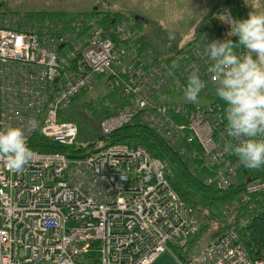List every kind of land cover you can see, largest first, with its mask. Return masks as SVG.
Listing matches in <instances>:
<instances>
[{"label": "built area", "instance_id": "1", "mask_svg": "<svg viewBox=\"0 0 264 264\" xmlns=\"http://www.w3.org/2000/svg\"><path fill=\"white\" fill-rule=\"evenodd\" d=\"M48 23H27L24 15H0V131L22 128L28 146L35 134L71 146L78 127L60 118L97 76L111 74L115 85L126 76L124 91L138 94L139 109H144L153 94L172 90L177 79L187 83L189 75L198 71L209 87L204 90L206 105L196 106L182 124L166 118L165 107L144 115L141 123L169 146L180 140L196 144L202 156L194 152L190 157L214 172L205 180L207 186L229 189L237 182V169L243 165L224 151L226 142L237 141L226 134V108L215 103L216 82L207 71L211 62L200 52L196 38L183 47L190 52L197 49L194 60L174 51L161 58L175 65L170 74L155 66L145 72L129 60L119 67L129 58L126 41L134 34L130 21L122 19L106 30L89 22V31L70 43L67 35ZM17 24L23 32L15 30ZM173 73L176 79L170 77ZM181 105L171 109L178 114ZM132 116L104 118L98 125L100 134L121 129ZM33 154L19 172L0 161V264H152L164 254L176 264L185 263L170 247L188 242L198 232L200 218L155 177L161 165L143 148L113 144L84 159ZM245 189L222 211L231 212L238 202L248 201V194L264 191V182ZM188 259V264H264V258L248 257L234 231Z\"/></svg>", "mask_w": 264, "mask_h": 264}, {"label": "trees", "instance_id": "2", "mask_svg": "<svg viewBox=\"0 0 264 264\" xmlns=\"http://www.w3.org/2000/svg\"><path fill=\"white\" fill-rule=\"evenodd\" d=\"M221 7L225 9L226 14L234 20L247 19L248 15L240 0H223ZM3 8H6L5 1L0 0V15L6 16L10 12L3 13ZM98 7L92 8L85 12H42V13H28L25 17L27 23H48L56 26L60 34L69 37V43L76 40L81 33H87L90 29L89 22L100 26L103 29L112 27L116 22L122 19L130 21L133 30V36L126 41L127 54H129V63L134 64L135 67L141 65L145 72H149L154 67H161L163 72L170 74L173 68V63L170 59H157L153 53H150L148 47V39L144 32L136 27L132 20L134 17L113 14L105 12L102 15ZM223 14H225L223 12ZM82 18V19H80ZM140 23V22H137ZM79 24H81L79 26ZM205 27H202L199 35L196 38V43L202 48L200 52L205 53V44L212 41H224L232 39L235 41L236 37H229L228 33L231 30L229 24H223L219 19H210L207 16ZM25 26V25H23ZM22 27L17 24L15 29L22 30ZM80 29L78 33L76 30ZM204 36L201 39V36ZM167 37L170 36L167 34ZM71 40V41H70ZM188 43L184 47H189ZM166 45V44H165ZM156 46L162 47L156 44ZM178 45H172L176 49ZM163 48V47H162ZM183 48V47H182ZM197 50V49H196ZM194 49L185 51L183 49L175 50L174 53H181L189 55V59L194 60ZM236 53H245L246 50L242 47L235 49ZM175 73L170 75L175 78ZM169 77V76H168ZM106 80L104 84V92L98 102L91 101L89 107L91 108L94 117L90 116L88 123L91 127L92 138L85 136L79 129L77 124L79 118V111L70 112L65 117L63 115L60 120H68L74 122L78 126V136L71 146H61L50 142L41 134H35L30 141L29 147L32 151L42 154H62L70 159H84L91 154L99 151L113 144H125L128 147L143 148L153 159L160 162L164 166L166 179L170 182L172 189L179 196L181 201L189 208L197 217L200 218L198 232L189 240L185 248L179 249L178 246H171L173 253L180 259L199 252L207 243L217 241L228 232L234 231L239 236V243L246 251L249 258L257 259L264 258V191L248 194V201L238 202L235 209L231 212H224L222 208L234 203L239 196L245 192V187L255 180L264 181V170H252L243 167L240 180L237 184L232 185L226 191H219L214 186H207L205 180L208 177H213L214 172L211 168L205 167L197 158H192L194 152L199 153L196 144L186 143L183 140L175 142L173 145L180 146L182 153L176 151L175 147H170L169 144L160 138L155 131L148 128L141 123V119L146 114H155V108L161 110L163 107L166 111L163 115L170 119L174 124H182L186 120V116L190 111L194 110L196 106L206 105L208 97L204 94V90L200 93L195 103L186 101L182 91L176 90L177 86L181 88L186 87L187 83L180 79L176 80L177 84L173 85V89L164 88L161 95L153 94L147 101V106L144 109H139V101L141 97L134 93L125 92V83H128L127 77L120 78L119 84L115 85L114 78L111 74L97 76V81ZM176 79V78H175ZM205 79V88L208 87ZM108 82V83H107ZM183 85L181 86V84ZM137 86V85H136ZM212 87V85H210ZM89 89V88H88ZM81 92L76 98L79 99L87 91ZM168 89V90H167ZM155 93V92H154ZM75 100L73 102H75ZM71 103V105L73 104ZM221 103L222 108H226L224 102L218 97L215 98V103ZM180 104V112L176 114L172 109L178 107ZM70 105V106H71ZM69 106V107H70ZM68 107V108H69ZM68 110V109H67ZM87 114L88 111L85 110ZM122 113H132L131 121L121 129L113 132L108 136L100 134L98 125L101 120L111 116H116ZM88 115V114H87ZM187 132V131H186ZM171 145V142H169ZM202 156V152L198 157Z\"/></svg>", "mask_w": 264, "mask_h": 264}, {"label": "clouds", "instance_id": "3", "mask_svg": "<svg viewBox=\"0 0 264 264\" xmlns=\"http://www.w3.org/2000/svg\"><path fill=\"white\" fill-rule=\"evenodd\" d=\"M221 20L230 26L228 36L237 39L212 41L204 51L211 62L207 71L216 82V95L226 105V134L237 141L226 142L224 151L234 154L245 168L258 170L264 168V14L250 12L241 20L226 14ZM237 47L245 54L238 56ZM205 87L198 71H193L185 99L195 103ZM29 125L34 127L35 122L30 120ZM33 155L22 128L0 131V161L10 170L21 171Z\"/></svg>", "mask_w": 264, "mask_h": 264}, {"label": "rangeland", "instance_id": "4", "mask_svg": "<svg viewBox=\"0 0 264 264\" xmlns=\"http://www.w3.org/2000/svg\"><path fill=\"white\" fill-rule=\"evenodd\" d=\"M6 8L3 13L10 12L12 17L27 16L28 13L42 12H85L98 7L102 15L105 12L134 17L132 23L144 32L147 37L150 53L154 57H164L179 47H184L194 38H197L202 27H205L207 16L210 19H219L223 22L226 16L225 9L221 7L223 0H3ZM236 2V0H234ZM247 15L264 14V0H240ZM223 12L225 14H223ZM136 18V20H135ZM82 19V18H80ZM140 22V23H137ZM167 34L170 36L167 37ZM156 44L162 47L156 46ZM166 44V45H165ZM172 45H178L176 49ZM180 48V49H181ZM255 59V56L253 57ZM124 58L120 68L128 63ZM118 67V66H117ZM116 68L115 71L120 70ZM108 83V82H107ZM106 80L95 81L79 99L64 111L67 117L70 112L79 111L78 126L80 131L90 139L91 127L88 123L90 116L94 117L89 103L98 102L104 92ZM185 84V82H184ZM183 85V83H182ZM74 101V100H73ZM88 111V115L85 113ZM90 115V116H89ZM64 121H68L65 120ZM76 124V125H77ZM77 126V127H78ZM180 249V248H179Z\"/></svg>", "mask_w": 264, "mask_h": 264}, {"label": "bare ground", "instance_id": "5", "mask_svg": "<svg viewBox=\"0 0 264 264\" xmlns=\"http://www.w3.org/2000/svg\"><path fill=\"white\" fill-rule=\"evenodd\" d=\"M17 32H20V31H18L17 29H15ZM21 32H23V31H21ZM179 48H181V47H179ZM178 48V49H179ZM177 49V50H178ZM170 53H172V52H169V54ZM156 58L157 59H159L160 57H157L156 56ZM161 59V58H160ZM182 86V85H181ZM184 89H185V87H183L182 86V92H183V94H184ZM187 101V100H186ZM188 102V101H187ZM191 102H188V105L190 104ZM60 119H62V118H60ZM60 121H64V120H60ZM170 147H175L174 149H176V151H180V153H182V150L183 149H181V147L180 146H170ZM205 150L207 151V152H210V150H211V148H205ZM40 154H42V153H40ZM42 155H48V154H42ZM159 164L161 165V167H160V169L159 170H156L155 171V177L156 178H158L159 179V181L162 179L163 180V186L165 187V189L166 190H168L169 192H171L172 194H175L174 193V190L172 189V187H171V184H170V182L166 179V176H165V171H164V166H163V164L162 163H160L159 162ZM243 167L244 166H242L241 168H239V169H237V182L235 183V184H237L238 182H239V180H240V176H241V172H242V169H243ZM261 182H264V181H259V180H255V181H253V182H251L250 184H253V183H261ZM226 189H227V187L225 188V189H218L219 191H226ZM259 192H261V191H259ZM256 193H258V192H256ZM254 194V193H253ZM179 197V196H178ZM181 200V199H180ZM195 235V234H194ZM194 235H192L190 238H189V240L194 236ZM189 240H188V242L186 241L183 245H187L188 243H189ZM216 242V241H215ZM215 242H212V243H207V245L206 246H204L199 252H197L196 254H194V255H191V256H189V257H187L186 259H180L177 255H175L174 253V255L179 259V260H181V261H184L185 260V263L184 264H188L189 263V259L188 258H191V257H197V256H199L200 254H202L205 250H207L208 248H210V246L213 244V243H215ZM179 245V248H180V246H183V245H181V244H178ZM185 246L184 247H182V248H185ZM171 248V247H170ZM182 248H180V249H182ZM171 251L173 252V249L171 248ZM246 252V251H245ZM247 254V253H246ZM169 255V254H168ZM170 256V255H169ZM171 257V256H170ZM172 258V257H171ZM173 259V258H172ZM251 259V258H250ZM257 259H259V258H257ZM174 260V259H173ZM155 262V261H154ZM153 262V263H154ZM174 263L176 264V262L174 261Z\"/></svg>", "mask_w": 264, "mask_h": 264}, {"label": "water", "instance_id": "6", "mask_svg": "<svg viewBox=\"0 0 264 264\" xmlns=\"http://www.w3.org/2000/svg\"><path fill=\"white\" fill-rule=\"evenodd\" d=\"M136 20V18H135ZM62 48V47H61ZM152 264H175L174 260L168 255L164 254L161 257H159L154 263Z\"/></svg>", "mask_w": 264, "mask_h": 264}, {"label": "crops", "instance_id": "7", "mask_svg": "<svg viewBox=\"0 0 264 264\" xmlns=\"http://www.w3.org/2000/svg\"><path fill=\"white\" fill-rule=\"evenodd\" d=\"M21 29H22V28H21ZM21 31H24V29L20 30V32H21Z\"/></svg>", "mask_w": 264, "mask_h": 264}]
</instances>
